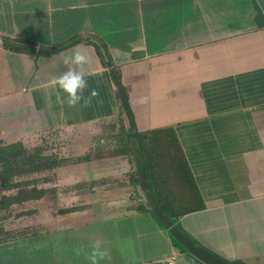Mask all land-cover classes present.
Listing matches in <instances>:
<instances>
[{
  "label": "crops",
  "instance_id": "obj_1",
  "mask_svg": "<svg viewBox=\"0 0 264 264\" xmlns=\"http://www.w3.org/2000/svg\"><path fill=\"white\" fill-rule=\"evenodd\" d=\"M73 50L89 58L83 96L99 95L69 107L52 81L76 68L64 63ZM117 119L141 153L158 152L144 163L166 217L140 173L103 188L133 168L109 155L80 166L100 169L80 178L96 184L91 201L63 198L40 235L0 241V264H90L96 241L100 264H264V0H0V138L26 145Z\"/></svg>",
  "mask_w": 264,
  "mask_h": 264
},
{
  "label": "rangeland",
  "instance_id": "obj_2",
  "mask_svg": "<svg viewBox=\"0 0 264 264\" xmlns=\"http://www.w3.org/2000/svg\"><path fill=\"white\" fill-rule=\"evenodd\" d=\"M122 124H124V121L117 119L111 123L97 125L93 127L95 129L93 131L92 129L80 132L69 130L54 131L30 140L29 143L24 145L32 155L41 154V157L43 155L46 158L57 159V161H60L61 168L52 172L26 174L13 180L14 184L21 186L20 189L30 191L33 188H37L38 190L48 191V193L40 204L27 202L19 207L13 206L7 211L0 213V241L40 235L42 230H38V226H42L40 222L43 223L44 214H52L53 217L63 216V198L70 196L74 198L75 193H77V195L85 197L84 203H89L96 184L91 182L81 184L80 178L86 176L91 178L94 171L98 172L100 169L99 167H94L93 169L92 167L84 168L80 166L83 163H91L93 160H105L109 155H116V157L122 155L126 151L122 145L127 138L123 134L126 127L128 129V122L125 128H123ZM129 129L131 130L130 125ZM97 130L102 131L98 132ZM171 137V135L164 137L165 143L171 142ZM144 138L152 142V136ZM133 140L138 142L137 139ZM7 146H11V144L0 138V147ZM37 150L41 152H37ZM157 153L151 149L147 153L143 151V156H141V153L139 154L142 161L143 158L146 159L149 165L153 161V156L159 155ZM174 155V160L178 162V157L175 153ZM128 158L132 162V173L127 174L123 168H116V177L110 178L111 182L109 184L102 183L103 188L116 187L121 190L125 186H129L130 176L134 175L136 177L139 172L134 154L128 155ZM28 169L29 167L26 166L21 167L19 170L27 171ZM104 170L107 171V169ZM0 171H2V168H0ZM95 174L98 175L97 173ZM99 175L105 176L104 172H100ZM19 191V189H15L5 192L0 188V201L4 197L18 196ZM132 198V201H137L135 195ZM144 199L147 200L146 197ZM77 209L79 208L74 205L66 212L76 211Z\"/></svg>",
  "mask_w": 264,
  "mask_h": 264
},
{
  "label": "trees",
  "instance_id": "obj_3",
  "mask_svg": "<svg viewBox=\"0 0 264 264\" xmlns=\"http://www.w3.org/2000/svg\"><path fill=\"white\" fill-rule=\"evenodd\" d=\"M119 85V92H120V98L122 102V108L129 119L131 129L133 130L134 125V118L131 113L128 98L126 96L125 90ZM124 128V124H122ZM126 138V141L122 146L126 148V153L131 155L133 154L132 149V140L137 139L138 144V150L139 153H141L140 150V141L138 137L133 133V135H127L123 134ZM171 142L169 144L173 143L174 145H177V141L175 137L171 138ZM154 142H159V140H156V137L153 138ZM37 152H41L40 150H37ZM157 153V152H156ZM177 154L178 160L180 161L181 165L183 166V155L180 150L175 152ZM158 154V153H157ZM141 156L143 154L141 153ZM142 159V158H141ZM143 170L145 171V174H147L146 171V164L144 163L143 158ZM29 167L27 171H20L19 169L22 167ZM184 167V166H183ZM0 168H2V171H0V188L5 191L9 192L15 189H19V194L16 197H4L0 201V213L7 211L11 207L15 205H22L27 202L31 201H40L42 200L48 193V191L38 190L37 188H33L32 190L28 191L26 189H20L19 184H14L13 180L17 177H21L26 174H40L44 173L46 171L52 172L55 171L58 168H61L60 161H57V159L44 157L41 154L32 155L30 152L27 151V149L24 147L22 143L14 144L7 147H0ZM147 177V175H146ZM148 181V180H147ZM240 264V263H235Z\"/></svg>",
  "mask_w": 264,
  "mask_h": 264
},
{
  "label": "clouds",
  "instance_id": "obj_4",
  "mask_svg": "<svg viewBox=\"0 0 264 264\" xmlns=\"http://www.w3.org/2000/svg\"><path fill=\"white\" fill-rule=\"evenodd\" d=\"M88 59L84 52L73 50L70 56H65L64 63L75 65L76 68H69L68 71L52 81V84L58 86L66 94L69 107H76L82 100L86 105L90 104L91 98L99 95L98 92L93 90L89 98L86 99L83 96L84 90L88 87L83 67L88 63ZM107 255V251L102 248L101 243L96 241L92 244V251L86 258L90 261V264H100L101 261L107 258Z\"/></svg>",
  "mask_w": 264,
  "mask_h": 264
},
{
  "label": "water",
  "instance_id": "obj_5",
  "mask_svg": "<svg viewBox=\"0 0 264 264\" xmlns=\"http://www.w3.org/2000/svg\"><path fill=\"white\" fill-rule=\"evenodd\" d=\"M132 149L137 163L138 172L141 174L142 177V185H143L142 187L144 190L148 191L149 187L147 185V177L145 171L143 170V162L139 154L138 144L135 140L132 141ZM146 199L148 204L151 206L152 210L156 213L158 217H160L161 219L166 217L164 211L160 208L159 203L157 202L153 193L148 191V193L146 194ZM217 264H224V263L217 262Z\"/></svg>",
  "mask_w": 264,
  "mask_h": 264
},
{
  "label": "built area",
  "instance_id": "obj_6",
  "mask_svg": "<svg viewBox=\"0 0 264 264\" xmlns=\"http://www.w3.org/2000/svg\"><path fill=\"white\" fill-rule=\"evenodd\" d=\"M169 264H174L173 262H170Z\"/></svg>",
  "mask_w": 264,
  "mask_h": 264
}]
</instances>
